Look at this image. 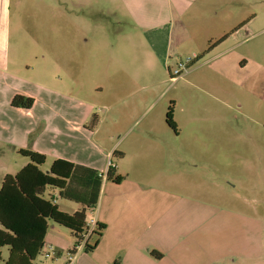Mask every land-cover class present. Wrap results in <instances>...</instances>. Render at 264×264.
I'll list each match as a JSON object with an SVG mask.
<instances>
[{
	"label": "rangeland",
	"instance_id": "rangeland-1",
	"mask_svg": "<svg viewBox=\"0 0 264 264\" xmlns=\"http://www.w3.org/2000/svg\"><path fill=\"white\" fill-rule=\"evenodd\" d=\"M183 1L12 0L0 33H9L20 58L2 72L57 111H91L102 120L94 142L126 153L110 160L122 184L103 180L87 222L106 214L112 195L135 187L158 218L161 264H264V0ZM230 15L237 22L225 21ZM230 27L239 41L249 39L227 78L203 64L200 49L202 36ZM195 51L201 58L193 63ZM187 60L193 64L172 79ZM45 89L61 99L50 101ZM171 103L177 133L165 121ZM53 195L62 211L81 207L48 187L44 196ZM85 239L50 221L45 244L57 243L60 254L45 246L34 264H110L107 249L88 250L97 236Z\"/></svg>",
	"mask_w": 264,
	"mask_h": 264
},
{
	"label": "crops",
	"instance_id": "crops-1",
	"mask_svg": "<svg viewBox=\"0 0 264 264\" xmlns=\"http://www.w3.org/2000/svg\"><path fill=\"white\" fill-rule=\"evenodd\" d=\"M21 1L19 0V2ZM124 1L127 5L135 3V0ZM182 2L185 1L177 0V5ZM12 7V0H0V23L10 21L14 13ZM232 16L225 17V21H228L229 24L233 23V20L237 22L238 19H233ZM234 17H237V15H234ZM244 26L249 28L247 25ZM8 34V32L4 35L0 33V188L6 175H16L29 164L30 160L19 154L21 150L45 155L46 164L49 163L48 170L54 161L63 159L83 167L81 174L86 175L88 173L84 168L91 169L99 175H103L104 180L107 177L110 160L113 161L114 154H117V157L123 160L126 153L119 151L116 147L111 149L108 146L101 148L94 142V138L101 131L102 120L100 117L92 119V116H90L92 113H89L91 111L82 113L80 117H77L78 114L63 113L57 111L51 102L46 100L40 102L36 98H33L35 102L30 110L11 106L12 99L16 95L34 96L21 88L20 79L12 74L2 72L8 69L10 63L17 65L20 58L18 54L11 52L8 48ZM187 37L190 39L191 35L187 34ZM201 39L204 40V45L200 49L203 53L211 47L209 53L206 54V58H204L206 60L203 61V64H210L213 70L230 78L233 68L238 63L234 59L239 55L237 49L240 45H246L249 38L245 37L242 41H239L238 32L234 27H230L217 36H202ZM198 56L199 52L195 51L192 59L195 60ZM241 58L246 57L241 56ZM244 60V62H247L246 59ZM123 83L117 87H123ZM100 90L102 89L100 88ZM44 91L47 99L52 102L59 101L62 97L59 92L49 89ZM36 107H39L37 112ZM112 107L113 105L110 102L104 106L106 110ZM149 131L153 133L155 128L150 126ZM111 139L112 137L109 138V140ZM101 143L106 146L104 141H101ZM114 166L117 169V166ZM119 176L121 178L119 184H122V177ZM82 177L81 175L78 181L83 183L85 181ZM51 198L60 208L57 203L58 197L53 195ZM99 199L100 197L98 202ZM92 201V198L87 199V202ZM98 202L93 208L97 206ZM79 206L81 207H77L74 211H67V209L63 211L73 214L85 208L83 203H79ZM152 212V207L146 204L143 195L135 187L126 191L119 198L112 195L106 208V214L98 215L97 219H92L97 224L105 226L102 237L93 251H97L100 247L107 249L106 262L110 264H122L123 260L128 259L130 256L133 259V264H161L164 262L166 255L156 246L155 237L158 218H153ZM135 231L138 234L134 238H130ZM54 244L57 249L51 244H45L44 247L48 246L50 253L60 254L57 243ZM134 247L139 248V250L133 252ZM118 254L121 256L120 259L116 257Z\"/></svg>",
	"mask_w": 264,
	"mask_h": 264
},
{
	"label": "trees",
	"instance_id": "trees-1",
	"mask_svg": "<svg viewBox=\"0 0 264 264\" xmlns=\"http://www.w3.org/2000/svg\"><path fill=\"white\" fill-rule=\"evenodd\" d=\"M210 50L211 47L203 54ZM200 58L192 60L193 63ZM34 102L32 97L16 95L11 106L30 110ZM165 121L177 133L172 103ZM19 154L28 158L29 164L16 175H6L0 188V264H34L44 248L50 221L70 230L78 241H82L88 228L86 209L93 208L98 202L103 180V175L91 169L84 168L90 175L81 174L83 167L63 159L54 161L45 173L42 170L46 164L45 155L24 150ZM81 175L83 183L78 181ZM107 179L120 183L115 166H109ZM48 187L59 189L61 197L83 203L85 208L73 214L60 210L52 198L44 196ZM88 198L93 201L87 202ZM104 229V225L97 224L93 233L97 240L94 247H88V250H94L98 245ZM5 248L8 250L7 259L3 256Z\"/></svg>",
	"mask_w": 264,
	"mask_h": 264
},
{
	"label": "built area",
	"instance_id": "built-area-1",
	"mask_svg": "<svg viewBox=\"0 0 264 264\" xmlns=\"http://www.w3.org/2000/svg\"><path fill=\"white\" fill-rule=\"evenodd\" d=\"M190 63H191V60H187V62L185 64H180L177 69L173 70L171 72L172 79H176V78L182 76L183 72L187 71V69H188L187 66ZM111 165L114 166L113 164H111ZM87 227H88L87 228V234L84 237V239L86 238L84 242H88L90 236L93 235L94 231L96 230V227H97L96 221L95 220H91L90 222H87Z\"/></svg>",
	"mask_w": 264,
	"mask_h": 264
}]
</instances>
